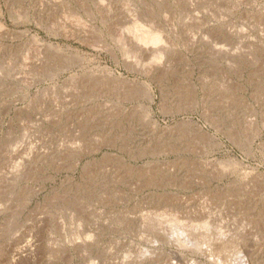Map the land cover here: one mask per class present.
I'll list each match as a JSON object with an SVG mask.
<instances>
[{"label":"rangeland","instance_id":"1","mask_svg":"<svg viewBox=\"0 0 264 264\" xmlns=\"http://www.w3.org/2000/svg\"><path fill=\"white\" fill-rule=\"evenodd\" d=\"M160 1L187 59L162 87L34 20L46 11L58 27L65 0H0V264H181L175 253L186 264H264V0ZM118 10L120 30L128 11ZM60 44L81 52L65 73ZM109 72L125 78L117 90ZM71 80L87 88L64 104ZM157 215L224 237L196 249Z\"/></svg>","mask_w":264,"mask_h":264},{"label":"bare ground","instance_id":"2","mask_svg":"<svg viewBox=\"0 0 264 264\" xmlns=\"http://www.w3.org/2000/svg\"><path fill=\"white\" fill-rule=\"evenodd\" d=\"M119 5H121L123 7V9L127 8V11H128V15L127 16L125 15L127 17V21L125 22V26L122 27L120 30H119V28L117 29L114 27V25L116 26V23L118 22V20L116 22H114V19L120 18L122 13H123L122 11L118 10ZM178 5H180V6L183 5V2L181 1ZM167 6H168L167 4H165V3L163 4L162 1H160V0H158V1L157 0H93V1L92 0H65V3L62 6V10H60V14H59L60 20L57 23L58 27H56V25H50L51 21L49 19H50V16L52 17V15H50L49 13H46V11L45 12H43V11L34 12L33 18L38 24L50 26V30L52 32L54 31L55 33H57L58 37H60L62 40L66 41V42L74 41V42L86 45L88 47H91V48L93 45V46H96V48H98V49L101 48L102 51L105 50L108 53H111L112 56L114 57V59L117 60L118 64L123 63L124 66L127 67L128 69H132V70L137 71L138 73L143 74L144 76L148 77L152 81L153 84H157V85L159 84L162 87V83H163L162 81H166V80L171 81L172 79L174 80V78H176L177 69H178L177 59H181L184 62L187 61L186 58H183V55L180 56L179 54H177V52H179L178 51V46H179L178 42L180 39V31H178L176 25L171 21V19H169V20L165 19V17L168 18L167 13H171V11L169 10V8ZM4 18H5V14L3 13L2 9L0 8V29L8 30L5 22L3 21ZM164 20L167 23H165ZM92 21H99L101 24V25L96 27V28H98L99 34L95 38H92V33H93L92 32ZM222 24H224V23H222ZM117 30L119 33H117ZM209 31H210L209 34L211 33V35H214L213 37L215 39L219 40L217 37L222 39L220 28H218V26L215 28L214 27L211 28V30H209ZM185 33L186 32H184L183 28H182L181 35L183 36L184 41H185V39L188 40L187 39V33L186 34ZM226 35H231V34L229 32H227ZM217 40H215V41H217ZM224 40H226L230 44L231 43L233 44L232 36H227L226 38L223 37V42H224ZM39 41H37V43ZM188 42H190V41H188ZM219 43H220V41H219ZM225 44H227V43H225ZM189 46H190L189 48H191L193 50L195 49V46L193 43L190 42ZM216 47H217V44H216ZM225 47H227V46H225ZM55 49L58 52V54L60 55V57L58 58V70L61 73H65L71 67V65H73V63L75 61V57H77L78 55H81V52L78 49L72 48L68 44L67 45L66 44L56 45ZM219 49L221 50V49H223V47H219ZM118 51L120 52V54L123 58L122 61L119 58ZM223 52H226V51H223ZM37 55H39V54L37 53ZM40 55H42V54H40ZM230 55H233V54H230ZM225 56L229 57L228 55H225ZM49 57L53 59V54H49ZM229 58H231V57H229ZM54 59H55V57H54ZM40 64H41V61H40ZM52 70H54V69H52ZM106 71H108V70H106ZM112 72L114 73V71H112ZM113 73L110 74V72H109L107 74L106 78L108 80L107 82L112 83L113 86L115 87V89L117 90L118 88H120V84L122 83L123 80H125V78L122 76H116ZM52 74L54 75V73H52ZM55 76H56V74L54 75V78H55ZM72 79H73V77H72ZM76 80H77V78H76ZM201 84H202V86H204L203 82ZM80 85L81 84L76 83L74 80L67 81L64 83V85L62 87L63 88L62 98L64 99V104H71V102L73 103V102L79 101L80 98H79V96L76 95L75 92H76V90H78V87H80ZM147 86H148V89L146 88L147 91L145 92V95L150 101H153L154 100L153 87H150L149 85H147ZM80 88L85 91V89L87 87L86 88L80 87ZM74 90H75L74 94L70 95L69 92L70 91L73 92ZM203 90H205V89H203ZM133 91H135V90H133ZM138 92H139V90H138ZM135 93L137 94V92H135ZM143 93H144V91H143ZM194 93L197 94L196 89L193 90V94ZM132 95H133V93H132ZM229 97H230V95H229ZM182 101H184V100H182ZM201 102H202V104H204L202 106H204L205 108L209 104V103H206L207 100H205V98L204 99L202 98ZM201 102L196 101V98L194 100V103H197V104H199ZM213 102H214V100H213ZM205 108H204V110H205ZM146 115L148 117L152 116L151 109H148V111L146 112ZM212 116L209 115L208 109H206L205 113H204V117H206L208 120H210L212 123H214L213 118H215V117L212 118ZM235 163H236V161H235ZM181 204L182 203H180V202L176 203V205L179 207H181ZM173 205H175V204H173ZM159 218H161L162 220H170L171 221L169 226H171V228H173L177 232V235L182 236L179 239H182L184 234L188 235V237L187 236L184 237L185 239L183 241V244L184 245L188 244V246H189V244H190V246L196 245V247H197V248L195 247L196 249L203 248V246L212 242L214 240V238H216V235H217L216 239H220V238L224 237L223 235H221L222 233L221 234L215 233V235L212 236L208 232L209 230H207L209 227L208 222H203V223H200L199 225L194 224V226L189 227V226H183L184 224L179 223L178 220H176L177 218L175 219L172 217L173 219H171L170 217L167 218L164 215L158 216V219ZM158 219H156V221ZM162 222H160V223L162 224ZM183 223H185V222H183ZM212 225H213V223H212ZM151 227H152V225H151ZM186 227H188V228H186ZM167 229H168V227H167ZM169 229H170V227H169ZM175 231H174V233H175ZM198 231L203 233V235L201 234L203 236V240L200 238H196V236L194 235L195 234L194 232H198ZM81 234H82V232H81ZM84 236L86 237L89 235H84ZM82 237H83V235H82ZM85 237H84V240H87L88 238L87 237L85 238ZM167 237L169 238V236H167ZM175 238H177V237H175ZM170 241H172V240H170ZM224 241H226L225 242L226 244H223L221 248L227 250V248H230L232 246V242H231L232 240L229 241L226 239ZM83 247L84 246H82V248ZM178 255H176V253H175V255L173 256L174 259L181 264H186L181 260V257ZM226 258H228V257H226ZM239 260H238L237 264H247V263H245L244 259H239ZM178 262H176V263H178ZM248 264H261V263L259 262L258 256H255V255L251 256L250 255V263H248Z\"/></svg>","mask_w":264,"mask_h":264}]
</instances>
